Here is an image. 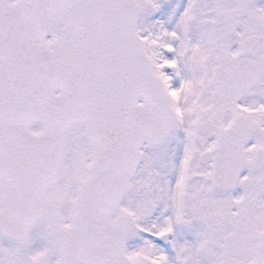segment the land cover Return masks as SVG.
I'll return each instance as SVG.
<instances>
[{"label":"snow or ice","instance_id":"6c2138e0","mask_svg":"<svg viewBox=\"0 0 264 264\" xmlns=\"http://www.w3.org/2000/svg\"><path fill=\"white\" fill-rule=\"evenodd\" d=\"M0 264H264V0H0Z\"/></svg>","mask_w":264,"mask_h":264}]
</instances>
